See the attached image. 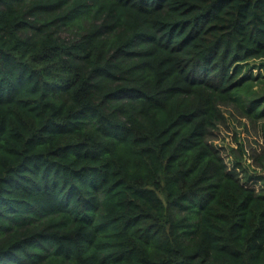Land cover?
<instances>
[{"label":"trees","instance_id":"trees-1","mask_svg":"<svg viewBox=\"0 0 264 264\" xmlns=\"http://www.w3.org/2000/svg\"><path fill=\"white\" fill-rule=\"evenodd\" d=\"M256 61L264 0H0V264H264L209 142Z\"/></svg>","mask_w":264,"mask_h":264},{"label":"rangeland","instance_id":"rangeland-1","mask_svg":"<svg viewBox=\"0 0 264 264\" xmlns=\"http://www.w3.org/2000/svg\"><path fill=\"white\" fill-rule=\"evenodd\" d=\"M261 61L252 62L247 70L264 74ZM223 119L211 131L209 142L220 152L229 171L257 195L264 196V127L254 123L236 105L220 107Z\"/></svg>","mask_w":264,"mask_h":264}]
</instances>
